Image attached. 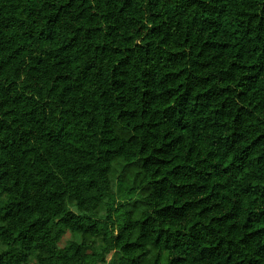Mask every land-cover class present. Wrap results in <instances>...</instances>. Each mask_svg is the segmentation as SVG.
<instances>
[{"label":"trees","instance_id":"16d2710c","mask_svg":"<svg viewBox=\"0 0 264 264\" xmlns=\"http://www.w3.org/2000/svg\"><path fill=\"white\" fill-rule=\"evenodd\" d=\"M0 245L264 264V0H0Z\"/></svg>","mask_w":264,"mask_h":264},{"label":"rangeland","instance_id":"374dc122","mask_svg":"<svg viewBox=\"0 0 264 264\" xmlns=\"http://www.w3.org/2000/svg\"><path fill=\"white\" fill-rule=\"evenodd\" d=\"M125 168V165L122 162H118L114 165V173H113V182H114V190H118L119 188V177L123 171V169ZM71 239H75V240H80L79 236H74L72 233H70L69 231L66 232V234L63 236L60 245L63 246L65 244L66 241L71 240ZM100 238L94 239V242L96 245L100 244ZM1 248V245H0ZM113 258V255H109L108 260L110 261Z\"/></svg>","mask_w":264,"mask_h":264}]
</instances>
